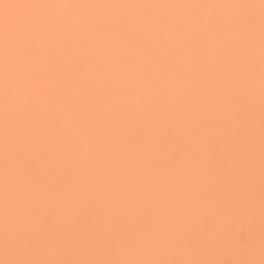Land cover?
I'll return each instance as SVG.
<instances>
[{
    "label": "snow or ice",
    "instance_id": "6c2138e0",
    "mask_svg": "<svg viewBox=\"0 0 264 264\" xmlns=\"http://www.w3.org/2000/svg\"><path fill=\"white\" fill-rule=\"evenodd\" d=\"M0 264H264V0H0Z\"/></svg>",
    "mask_w": 264,
    "mask_h": 264
},
{
    "label": "bare ground",
    "instance_id": "6f19581e",
    "mask_svg": "<svg viewBox=\"0 0 264 264\" xmlns=\"http://www.w3.org/2000/svg\"><path fill=\"white\" fill-rule=\"evenodd\" d=\"M248 230V221L244 216L233 218L228 225L227 240L235 246H242Z\"/></svg>",
    "mask_w": 264,
    "mask_h": 264
}]
</instances>
